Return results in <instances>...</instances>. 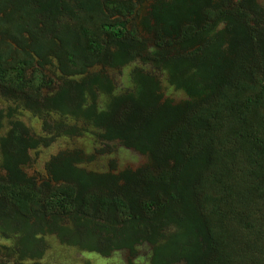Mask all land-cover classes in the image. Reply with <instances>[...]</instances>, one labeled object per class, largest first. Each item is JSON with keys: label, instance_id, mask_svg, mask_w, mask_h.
<instances>
[{"label": "trees", "instance_id": "trees-1", "mask_svg": "<svg viewBox=\"0 0 264 264\" xmlns=\"http://www.w3.org/2000/svg\"><path fill=\"white\" fill-rule=\"evenodd\" d=\"M136 63L162 70L184 98H165L142 68L116 94L106 71ZM52 66L55 82L44 73ZM0 98L64 119L43 121L49 137L12 121L0 139V236L18 238L17 264L40 260L46 236L102 257L146 244L150 264H264L257 0H0ZM5 110L0 131L17 114ZM82 121L102 130L98 156L145 161L87 171L79 165L95 154L72 150L47 162V180L25 173L31 151L82 137Z\"/></svg>", "mask_w": 264, "mask_h": 264}, {"label": "rangeland", "instance_id": "rangeland-1", "mask_svg": "<svg viewBox=\"0 0 264 264\" xmlns=\"http://www.w3.org/2000/svg\"><path fill=\"white\" fill-rule=\"evenodd\" d=\"M264 8V0H257ZM55 65V64H54ZM135 68H142L144 72L155 77L161 83V92L164 97L171 99L174 102H179L184 98V95L173 92V89L169 87L165 80V73L162 70L156 69L154 66H144L140 63L132 64L130 66L117 69L107 70V74L111 81L114 83L116 94H123L131 90L133 84L131 82V73ZM99 70V69H95ZM94 70V71H95ZM97 72V71H95ZM45 75L57 81L61 75L55 68L50 67L45 70ZM73 77L69 78L72 80ZM75 80H78L77 78ZM100 97L97 100V106L100 110L104 108L105 102ZM0 108L2 109H16L17 114L4 123L3 129L0 131V139L6 135L10 128L12 121L19 120L27 126L31 133L41 137H49L50 135L42 131L43 121H48L49 124L63 123L64 119L57 114H50L45 119H40L33 116L31 113L25 110L24 105L19 101H4L0 98ZM8 110H5L7 113ZM71 123H74L71 120ZM79 127H83L86 131L82 137L79 138H58L54 144L48 148L40 147L36 151H31L30 156L32 163L24 167V171L28 176H34L41 180H47V174L45 172V165L56 154L64 151L81 150L85 155L91 156L95 154L96 160L90 164L79 165L87 171L106 172L109 170V162L115 160L117 170L121 171L125 168H138L140 164L145 161V158L138 154H130L125 151L122 155L119 152H115L113 155L98 156L97 149L100 148L99 140L96 138V133H102V130L96 129L92 124H85L83 121L79 123ZM104 145L102 146V148ZM17 237L5 239L0 236V257L4 260H9L12 264L18 263L17 253ZM46 251L44 256L38 261H25V264H128L132 261L136 264H150L152 255V249L150 246L144 244L136 247V254L131 255L128 251L112 252L109 257H102L95 253L83 252L78 248L69 247L61 244L56 238L52 236L45 237Z\"/></svg>", "mask_w": 264, "mask_h": 264}, {"label": "clouds", "instance_id": "clouds-1", "mask_svg": "<svg viewBox=\"0 0 264 264\" xmlns=\"http://www.w3.org/2000/svg\"><path fill=\"white\" fill-rule=\"evenodd\" d=\"M118 251H127V250H116V251H113V252H118Z\"/></svg>", "mask_w": 264, "mask_h": 264}]
</instances>
